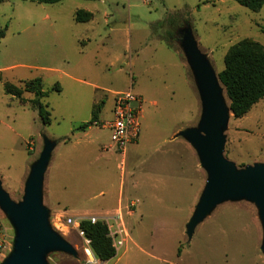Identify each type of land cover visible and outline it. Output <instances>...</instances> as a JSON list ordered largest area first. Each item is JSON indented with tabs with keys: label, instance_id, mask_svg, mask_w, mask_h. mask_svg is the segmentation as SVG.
Returning a JSON list of instances; mask_svg holds the SVG:
<instances>
[{
	"label": "rangeland",
	"instance_id": "obj_1",
	"mask_svg": "<svg viewBox=\"0 0 264 264\" xmlns=\"http://www.w3.org/2000/svg\"><path fill=\"white\" fill-rule=\"evenodd\" d=\"M77 9L92 17L75 21ZM262 28L264 4L254 11L234 0L0 2V187L21 204L33 168L51 145L39 178L40 204L48 228L72 248L46 247L41 264H264L259 201L228 195L188 224L209 171L183 133H203L205 104L194 68L202 61L223 112L222 156L237 170L264 166V98L234 118L218 79L227 49L245 38L264 44ZM36 76L46 92L44 124L28 102L3 90L5 82L21 86ZM129 87L142 99L139 167L133 154L127 158L128 150L121 154L101 145V151L98 145L109 143V130L99 124L112 117L114 93ZM22 96L31 99L33 93ZM95 105L98 125L78 138L76 127L91 118ZM120 182L133 198L122 213L129 238L113 258L101 261L85 252L65 215H96ZM136 200L141 216L132 215ZM0 224L14 244L18 225L1 205Z\"/></svg>",
	"mask_w": 264,
	"mask_h": 264
},
{
	"label": "water",
	"instance_id": "obj_2",
	"mask_svg": "<svg viewBox=\"0 0 264 264\" xmlns=\"http://www.w3.org/2000/svg\"><path fill=\"white\" fill-rule=\"evenodd\" d=\"M194 68L205 104L200 121L203 133L195 129L183 133L197 145L209 171V178L197 210L188 224H195L217 200L228 195L245 194L259 201L264 210V166L237 170L232 162L222 156L223 138L219 125L223 121V112L219 105L214 77L202 61H195ZM228 110L230 111L229 107ZM50 147L48 145L45 148L33 168L21 204L16 205L0 187V205L18 225L13 250L0 264H41V253L49 246L72 250L71 246L48 228L45 209L40 204L39 178L45 162L49 159Z\"/></svg>",
	"mask_w": 264,
	"mask_h": 264
},
{
	"label": "trees",
	"instance_id": "obj_3",
	"mask_svg": "<svg viewBox=\"0 0 264 264\" xmlns=\"http://www.w3.org/2000/svg\"><path fill=\"white\" fill-rule=\"evenodd\" d=\"M7 0H0V2ZM38 3H56L62 0H36ZM240 5L250 9L258 10L264 4V0H234ZM92 17V13L85 9H77L74 20L86 22ZM264 32V28H262ZM4 32L0 30V37ZM223 68L218 73V79L225 89L229 99V109L234 118L244 116L255 103L264 98V44L252 39H241L232 44L226 51L223 59ZM21 86L5 82L3 90L18 99L19 102H28L37 110L43 124L48 123L49 112L44 109L42 98L46 95L43 89L42 79L39 76L21 81ZM55 88L58 90L57 83ZM24 92L33 93L31 99L22 96ZM99 105H95L91 111V118L78 125L76 130H82L97 122V111ZM80 227L86 238L90 239V248L93 255L101 260L107 261L116 255L112 246L111 238L108 236L106 224L102 220L91 222L82 219Z\"/></svg>",
	"mask_w": 264,
	"mask_h": 264
},
{
	"label": "built area",
	"instance_id": "obj_4",
	"mask_svg": "<svg viewBox=\"0 0 264 264\" xmlns=\"http://www.w3.org/2000/svg\"><path fill=\"white\" fill-rule=\"evenodd\" d=\"M111 114V119L99 124L101 127L109 130V144L106 148L111 147L115 152L125 154L129 144L135 142L141 132V97L134 93L131 87L114 93ZM94 125H98V123L94 122ZM82 219L84 217L65 216L64 222L66 225L72 226L78 235L83 238L86 244V248H84L86 252L91 251L90 239L85 237L84 231L80 227ZM86 219H89L91 222L102 220L106 224L108 236L111 238L112 246L116 251L126 244L129 234L120 211L101 216L90 215ZM11 248L12 243L0 224V262L6 258Z\"/></svg>",
	"mask_w": 264,
	"mask_h": 264
},
{
	"label": "crops",
	"instance_id": "obj_5",
	"mask_svg": "<svg viewBox=\"0 0 264 264\" xmlns=\"http://www.w3.org/2000/svg\"><path fill=\"white\" fill-rule=\"evenodd\" d=\"M130 64L132 65V62H130ZM97 126V125H96ZM94 128H96L95 126H92V125H90V126H88L87 128H86V130H76V133H75V135L77 134V136H79L78 138H81V137H85V136H87V135H89V134H91L90 133V131L91 130H95ZM103 128V127H102ZM82 133V134H81ZM81 134V135H80ZM141 132H140V135H139V138L135 141V142H133V143H131V144H129V146L127 147V150H128V152H127V158H128V154H129V152L131 153V154H133V156L134 157H136L135 158V162H139V165H138V167L140 166V164H141V161H140V158L138 157V155H139V150H140V148H141ZM109 144V143H108ZM108 144H98L99 145V149L101 150V145H103V148H104V150H108V149H112L111 147L109 148H106V146L108 145ZM52 149V148H51ZM113 150V149H112ZM102 151V150H101ZM51 152V151H50ZM49 157H50V155H49ZM132 159H134V158H132ZM137 159V160H136ZM134 168H137L136 166H134ZM133 187H135V186H138V178H136L134 181H133ZM130 199H133V198H130L129 196H125V194H124V189H123V184L120 182V184L118 185V189H117V193H116V195L115 196H113V199H111L108 203H106V205L107 206H104V208L103 209H101L100 211H94V212H92V214H96V215H98V216H101V215H105V214H112V213H115L116 211H120L121 212V214L123 213V210H124V208H123V204H128L129 203V201H130ZM131 203H134V202H131ZM139 203V201L138 200H136V203H135V210H134V212L132 213V215L134 216V214H138V213H140V216H141V212H142V210H141V206H138L137 204ZM50 207H52V205L50 206ZM85 214H86V212H82V213H78V214H75V215H65V216H72V217H83V216H85ZM9 239H10V241H11V238L9 237ZM12 246H13V244H12ZM12 251V248L10 249V251L7 253V256L9 255V253ZM6 256V257H7ZM5 259V258H4ZM3 259V260H4ZM2 260V261H3ZM1 261V262H2Z\"/></svg>",
	"mask_w": 264,
	"mask_h": 264
},
{
	"label": "bare ground",
	"instance_id": "obj_6",
	"mask_svg": "<svg viewBox=\"0 0 264 264\" xmlns=\"http://www.w3.org/2000/svg\"><path fill=\"white\" fill-rule=\"evenodd\" d=\"M88 257L91 259V254H89Z\"/></svg>",
	"mask_w": 264,
	"mask_h": 264
}]
</instances>
